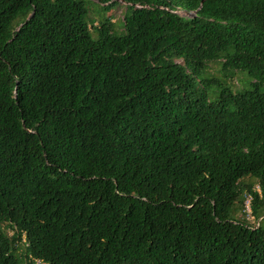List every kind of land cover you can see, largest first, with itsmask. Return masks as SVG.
Segmentation results:
<instances>
[{
  "label": "trees",
  "instance_id": "trees-1",
  "mask_svg": "<svg viewBox=\"0 0 264 264\" xmlns=\"http://www.w3.org/2000/svg\"><path fill=\"white\" fill-rule=\"evenodd\" d=\"M84 1L0 0V264H264V0Z\"/></svg>",
  "mask_w": 264,
  "mask_h": 264
},
{
  "label": "rangeland",
  "instance_id": "rangeland-1",
  "mask_svg": "<svg viewBox=\"0 0 264 264\" xmlns=\"http://www.w3.org/2000/svg\"><path fill=\"white\" fill-rule=\"evenodd\" d=\"M84 5L86 9L88 10L87 16L91 22H95V24H97L98 22L104 19L110 18L112 22L115 23L114 30L116 34L119 35L120 33L123 32L122 21H123L124 13L126 10V5L124 3H122L121 1H118L114 6H111L109 8H103L96 1L85 0ZM178 14L184 17L185 15L189 16V14L181 10H179ZM93 38L95 39L97 38V36L93 35ZM207 77L214 78L216 80L221 81L222 83L227 84V86H230L233 91L249 90L252 88L250 80L247 77L245 72H234L231 78H228V79L224 78L222 76V71H221V62H213L209 64ZM217 90L218 89L215 88V86H212L211 91L217 92ZM245 183L253 184V190L258 191V186L256 182H254L253 180L246 179ZM247 197L248 195L244 197V203H242V205H240L236 209L235 219L242 220L243 215L245 216V213H244L245 206H246L245 199ZM258 222L260 223V226L262 227V229H264V218L263 220L258 219ZM248 223L252 224L253 221H249ZM9 235H11V232H9Z\"/></svg>",
  "mask_w": 264,
  "mask_h": 264
},
{
  "label": "built area",
  "instance_id": "built-area-1",
  "mask_svg": "<svg viewBox=\"0 0 264 264\" xmlns=\"http://www.w3.org/2000/svg\"><path fill=\"white\" fill-rule=\"evenodd\" d=\"M191 13H189L190 15ZM246 206H245V210H244V213H245V220L247 222L249 221H253V224H254V228H256L259 224L258 220H255L253 215H252V212H251V208H250V203H251V197H247L246 200ZM258 222V223H257Z\"/></svg>",
  "mask_w": 264,
  "mask_h": 264
}]
</instances>
